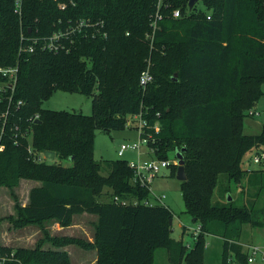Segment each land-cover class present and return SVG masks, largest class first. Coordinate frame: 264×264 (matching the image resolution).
I'll return each mask as SVG.
<instances>
[{
  "label": "trees",
  "instance_id": "16d2710c",
  "mask_svg": "<svg viewBox=\"0 0 264 264\" xmlns=\"http://www.w3.org/2000/svg\"><path fill=\"white\" fill-rule=\"evenodd\" d=\"M16 1L0 0V65L18 68L12 98L22 102L11 109L0 152V188L10 190L18 214L9 219L20 228L49 221L67 228L85 213L97 222L94 243L49 236L45 228L46 237L32 249L0 241L3 264H72L64 249L70 245L96 249L97 264H154L160 248L169 264H206V235L223 239L222 264H249L239 243L245 225L264 227V210L255 205L264 192V169L246 170L242 163L247 153L264 151V127L245 135L243 121L264 94V0H201L204 9L192 10L189 0H22L20 12ZM158 11L162 20L154 29ZM79 20L99 26L64 38L58 52L20 51L22 33L48 37ZM147 69L154 80L143 89ZM57 91L92 98L91 115L44 108ZM7 109L2 101L0 117ZM139 114L151 127L148 158L170 160L175 153L178 161L182 152L186 213L201 229L190 250L171 236L170 209L141 203L149 192L133 182L127 160L94 157L97 130H125L128 117ZM28 144L72 166L37 163ZM171 168L176 175L179 167ZM222 177L228 184L246 182L247 204H213ZM21 180L39 182L25 206L15 193ZM115 197L131 203L118 205Z\"/></svg>",
  "mask_w": 264,
  "mask_h": 264
},
{
  "label": "rangeland",
  "instance_id": "374dc122",
  "mask_svg": "<svg viewBox=\"0 0 264 264\" xmlns=\"http://www.w3.org/2000/svg\"><path fill=\"white\" fill-rule=\"evenodd\" d=\"M196 6L199 9H204L202 1H199ZM151 63V62H150ZM261 90L264 93V83L261 86ZM43 107L50 110H64L74 113H82L84 115H91L92 113V98L78 93H68L63 91L55 92L52 97L45 101ZM251 110V109H250ZM255 115L248 114L243 121V133L245 135H259L264 127V94L257 101L256 106L253 108ZM138 121L133 117H128V125L125 130L105 132L97 130L95 132V144H94V157L96 160H116L123 159L127 161H136L139 158L138 151L129 150L123 157L118 156V150L122 145L134 144L139 141V129ZM146 146L141 148V159L147 158L145 155ZM262 149L253 150L244 156L242 166L247 170H260L264 169V160L259 164H255L253 159L259 153H262ZM175 153L170 155V160L174 161ZM51 163L61 164L65 167L72 166L71 160H61L55 158L48 161ZM174 165L179 167L178 161H174ZM178 168L176 169V175L172 174V168L163 169L159 177L154 182L152 189L156 194L166 195L165 206L172 211L174 218L172 221L173 231L172 238L175 240H182L186 246L193 248L196 240L193 237V230L197 228V223L186 213L185 202L181 191V181L177 179ZM222 181V182H221ZM220 185L217 187L213 204L223 205L229 201L234 200V204L237 206H243L247 204L248 199L241 193L246 190L249 192V187L246 182L241 185L236 183L228 184L225 177H222ZM39 185V182L31 180H21L19 186L15 189V193L18 196L19 203L25 206L29 200V192L32 187ZM226 186H229L231 192L226 193ZM250 196V195H248ZM231 198V199H230ZM15 199L11 196L10 190L5 187L0 188V216L2 217L1 229H0V241L3 245L11 248H35L38 241L46 237V234L42 231L43 228L49 236L56 237H76L84 240H94L95 235V221L96 218L91 214L77 215L73 221V226L70 230H60L59 223L55 221H49L44 225L30 224L22 228L16 227L13 221L9 217L17 218L18 214L15 210ZM258 210H264V192L261 197L255 203ZM253 227L245 225V230H251ZM67 229V228H64ZM184 229L186 232L184 233ZM264 232V230H262ZM184 233V234H183ZM245 237L253 240V234L249 233ZM264 241V235L262 236ZM205 247V262L206 264H222V250L223 239L214 235H206L204 237ZM249 242V241H248ZM252 244V242H251ZM264 244V243H263ZM256 245V244H254ZM262 246V244H257ZM46 248H52V245L48 244ZM264 249V246H262ZM69 252L72 264H82L83 262H93L96 258V253L84 250L78 245H70L65 247ZM254 264H264V255L258 254L255 257ZM154 264H169L167 251L164 248H160L155 252Z\"/></svg>",
  "mask_w": 264,
  "mask_h": 264
},
{
  "label": "built area",
  "instance_id": "2783aa9c",
  "mask_svg": "<svg viewBox=\"0 0 264 264\" xmlns=\"http://www.w3.org/2000/svg\"><path fill=\"white\" fill-rule=\"evenodd\" d=\"M21 5H22V0H17L16 8L18 12H20ZM61 8L65 9V5H61ZM173 17L180 18L181 11L175 10L173 12ZM160 20H162V15L158 11L152 21V26L154 27V29L156 28L157 23ZM97 26H99V23H93L91 22V20H79L76 23L72 24L67 32H57L48 37H42V38L28 37L22 33L21 35L22 45L20 51H25L26 53H34L37 48H40L46 51L58 52L65 49V46L62 43L64 38L69 39L75 33H79L89 28H97ZM72 41L73 40H71V42ZM153 80L154 77L152 73L150 72L149 69H147L143 71L140 76V85L143 89H145L150 83L153 82ZM17 81H18L17 67L15 66L5 67L0 65V103H2V101L8 102V109L0 117V122H2V125L0 126V152L4 151L5 149L3 137L5 135V127L11 109L13 106H21L22 104L21 101L14 103L12 98L13 92L15 91L16 88ZM248 114L255 115L256 113L253 110H250ZM132 117L139 123L137 126L138 127L137 129H139V141L134 144L122 145L121 148L118 150V156L123 157L125 153L129 150L138 151L139 154L138 160L128 161V165L133 171V178H132L133 182L136 185H139L147 189L149 192V198L141 203L148 207H154V206L166 207L165 206L166 195L164 194L159 195L154 193L152 186L154 180L157 177H159L162 170L171 167V165L174 164L175 160L171 161L166 159H152L148 157L145 159H141V148L144 145L146 146L145 155H147V149L149 146L148 143L152 138V134L146 135V131L147 129H151V127L149 126L148 122L142 117V114L135 115ZM38 120H39V115H36L33 118V121L36 122ZM153 129L156 132H158L160 129L159 124L156 123ZM16 130L17 131L19 130L18 126H16ZM15 143L17 144L18 142L16 141ZM28 153L30 157L37 163H43L45 162V160H47L45 154L37 153L35 150L32 149L31 144H28ZM263 160H264V151L256 155L253 159L255 164H259ZM114 202L122 206H126L131 203L130 201L127 200H121L118 197L114 198ZM132 203H134L135 205L140 204V202L138 201H134ZM200 233H201V229L199 226H197V228L193 230V237L195 238V240H197ZM187 248L189 250L192 249V247L189 245L187 246ZM245 249L248 254L249 264L254 263L255 257L258 254L264 255V249L259 245H246ZM4 262H5V258H0V264H3Z\"/></svg>",
  "mask_w": 264,
  "mask_h": 264
},
{
  "label": "crops",
  "instance_id": "0c3cea01",
  "mask_svg": "<svg viewBox=\"0 0 264 264\" xmlns=\"http://www.w3.org/2000/svg\"><path fill=\"white\" fill-rule=\"evenodd\" d=\"M243 169H246V168H244L243 167ZM247 170V169H246ZM77 216V215H76ZM75 216V217H76ZM95 216V215H94ZM75 217H74V219H75ZM95 218H96V221H95V223L97 222V216H95ZM73 226V225H72ZM198 226V225H197ZM69 228H71V226L70 227H67V229H60V230H70ZM95 228V227H94ZM262 230H264V227H261V228H252L251 230H245V229H243V233H242V237H241V241H240V243H239V245L240 246H242L243 247V249H244V251H246V249H245V246L246 245H254V244H262V246H264V241L262 240V236L264 235V232L262 231ZM249 233H252L253 234V240L252 241H250V238H247V237H245V235H248ZM89 241V240H88ZM249 241V242H248ZM89 242H91V243H94V240H90ZM251 242H252V244H251ZM261 246V247H262ZM67 247H69V246H67ZM66 247V248H67ZM65 249V248H64ZM66 250V249H65ZM85 250V249H84ZM89 251H92V252H95L96 253V258H95V260L91 263V262H89V261H86V262H83L82 264H97V260H98V253H97V250L96 249H92V250H89ZM256 260V259H255ZM255 262V261H254ZM252 264H254V263H252Z\"/></svg>",
  "mask_w": 264,
  "mask_h": 264
},
{
  "label": "water",
  "instance_id": "95a60500",
  "mask_svg": "<svg viewBox=\"0 0 264 264\" xmlns=\"http://www.w3.org/2000/svg\"><path fill=\"white\" fill-rule=\"evenodd\" d=\"M201 1V0H189V9L192 10L196 4ZM36 123H40V120L36 121ZM186 149H183L182 151L184 152ZM45 157L47 160L51 161L55 159V153L54 152H46ZM178 159V172H177V179L180 181H185L186 180V173H185V168H184V160H183V155L182 152H178L176 155ZM231 199V198H230ZM170 223L172 224V220H170Z\"/></svg>",
  "mask_w": 264,
  "mask_h": 264
}]
</instances>
